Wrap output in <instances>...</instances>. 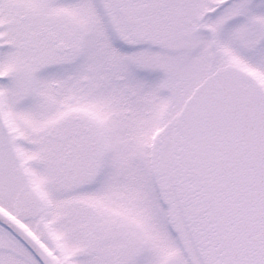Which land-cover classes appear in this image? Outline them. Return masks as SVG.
<instances>
[{"label":"snow or ice","instance_id":"snow-or-ice-1","mask_svg":"<svg viewBox=\"0 0 264 264\" xmlns=\"http://www.w3.org/2000/svg\"><path fill=\"white\" fill-rule=\"evenodd\" d=\"M0 264H264V0H0Z\"/></svg>","mask_w":264,"mask_h":264}]
</instances>
